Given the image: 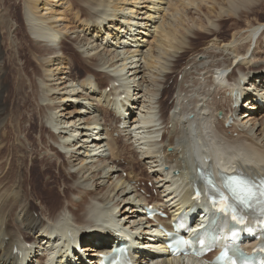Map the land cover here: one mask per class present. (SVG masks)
I'll use <instances>...</instances> for the list:
<instances>
[{
	"label": "bare ground",
	"instance_id": "bare-ground-1",
	"mask_svg": "<svg viewBox=\"0 0 264 264\" xmlns=\"http://www.w3.org/2000/svg\"><path fill=\"white\" fill-rule=\"evenodd\" d=\"M163 1L165 2V0H135L131 3H123L122 1V3L118 1L115 3V0H68L70 6L66 7L63 6L65 0H0V264H21L16 248L22 249V246L26 245L25 240L32 241L34 239L32 244L36 247L37 253L48 248L47 245L43 247L39 243L41 240H37L40 234L44 233L47 236L52 234L47 226L48 221L43 217L48 213L51 216V218L49 217L50 220L55 221L62 218L65 223H70L71 226L78 222L85 227L88 224L91 228H96L100 225L99 218L101 216L95 212L102 206H106L109 209L112 226L122 235L128 232L129 227L133 229L136 227L135 230L138 232L144 230V234L153 231L154 236L151 237L158 239L157 235L162 234V231L153 230L155 222L146 220L145 216L142 215L140 220L143 221V224L146 222L144 225H141L142 221L140 220H135L136 223L134 222V224L131 221L135 217L133 213L139 212L138 201H151L146 198L135 199L136 191L142 187L148 190L147 187L138 184V182L146 179L153 180L152 176L156 177V183H159L160 187H164L161 192L168 193L164 196L174 194L172 199L177 197L171 204L174 210L180 209L181 203L190 196L187 194L188 188L184 189L185 195L178 194L179 189L191 179L189 172L191 171L193 175L198 173L196 168L195 170L192 168L187 169V171L184 170L187 168V163L189 164V159L186 158L185 154L187 143L175 141L174 137L171 136L173 134L167 141L168 134L171 132V128H169L171 122L175 125V129L173 128L171 133H175L179 137L181 135L183 138L187 137L186 127L191 120L188 119V123H183L181 113L191 109L190 107L195 108V116L202 117L209 123L208 127L213 135L232 147L233 152L227 153L229 159L225 164L228 162L230 164L224 166L226 170L232 171L234 168H238L239 171L254 177L264 175V141H261V134L256 133L257 129L255 131L247 124L251 120L254 121L253 124L258 121L260 126L264 125V114L260 116L261 111L264 110V103L259 101L257 111H252L250 114L246 113L243 119H246L247 122L242 119L241 124L239 122L240 117H238V122L233 123L231 128L225 127L227 113L236 115L238 112V110H233L234 103L237 102L236 97L233 93L228 94L227 90L238 87L242 96L248 95L247 101L249 99L252 101L249 103L251 107L257 106L253 102L257 95L264 98V75L261 79H254V74H257L259 70L248 74L249 70L261 67L255 66L254 63L257 65L259 60L264 58V24L261 25L262 22L264 23V0H210L213 2L210 6L208 3L206 4V0H176L184 8H194L200 12L205 9L208 18H206L207 20L204 19L205 22L198 18L199 26L206 27L204 30L209 25L213 26L206 31L195 32V44L200 45L206 40L209 42L212 38H219V42L223 44L226 43L230 34L232 37L231 40L229 39L231 44L229 47L225 44L222 48L220 46L215 48V46L205 51L194 44L192 45V47L195 46L194 52L191 50L192 55L204 53L213 59L203 66H200V63L194 58H189L185 63V66H191L193 70L192 73L189 72L185 75L187 78L193 75L195 78L202 77V80L208 82L206 84L208 88L204 87L202 92H199V95L191 102L192 104L190 103V107L183 105L182 92L186 91L187 88L181 85L179 91L177 90L181 95L176 96L177 104L174 103L173 106L179 108L181 112L173 115L172 118L171 116L166 118V111L169 107L167 100L178 86L174 83V85H168L169 80L176 76L175 73H181V71L173 68L171 72L164 74L163 81H165H161L162 90L159 88L154 90V88H150V85L147 86L148 90H144V95L149 98L145 103L147 104L145 106L147 112L140 118L133 117L135 112L132 109L139 102L136 100L135 91L143 90L142 83L136 81L138 69L146 66L151 69L155 68L158 72L163 71L166 62L159 60V58L168 56L169 51H165V44L182 47L187 43V33L191 31V28L193 29V27L190 28L189 24L186 26L188 19L185 15L179 17L180 8L177 3L167 0L168 8L177 13L174 12L168 22L164 20V23L161 22L162 28L165 30V40L163 38L159 40L155 37L150 27L156 15L153 16L154 14L151 12L155 11L158 15L162 7L157 5ZM138 3L144 6L140 8L137 6ZM84 4H88V6ZM145 7L148 10L144 13L147 14V17L141 18L139 12ZM22 8L24 12H22ZM73 8L78 11V14L72 21V18H68L67 12ZM133 8H139L136 14L132 13ZM255 14L257 17L251 21L250 18ZM99 17L101 18L100 21L97 19ZM213 18L218 19L219 29L215 28L219 24H215ZM140 19H147V21L142 22ZM60 20L68 22L64 26L65 30L62 27L61 29L54 28L58 24L57 21ZM245 21L249 25L241 31ZM73 22H80L83 27V33L80 32L75 38L67 36V27L72 26ZM252 22L259 23V27H256ZM14 24H16L15 28ZM26 24L29 26L30 34ZM141 39H144L145 42L143 41V44L140 43L141 45L136 47ZM254 41L257 42L253 46ZM44 42L46 44H41ZM58 43L61 44V54L56 52ZM114 43L127 46L128 50L125 49L127 53L122 54L116 47L112 48ZM142 45L148 47L145 52H141ZM162 49L163 51H161ZM229 49L231 53L227 54ZM120 51L123 52V50ZM107 52L111 53L112 57L107 55ZM221 56H225L224 62L220 61ZM180 60H176L175 66L180 64ZM237 61L238 63H236ZM96 64H108L118 68V71L109 75L89 69ZM231 64H234L239 71L229 68ZM69 65L71 66L69 67ZM68 68H72L71 71L78 82L72 83L71 87L68 85L59 88L67 82L65 79L68 76H72L71 72L64 76V73L69 71ZM227 68L234 70L231 73L232 81L225 78L229 70L223 69ZM134 69H136L134 73L128 75L129 71ZM127 70L129 71L124 73ZM85 71L92 72V76L83 77L80 80ZM262 71H264L263 66ZM4 72H8L7 78H4ZM132 75L134 77L130 78ZM42 78L57 84L58 87L47 88V85L44 86L42 81L39 82ZM110 80L113 81V84L110 83L112 86L109 85ZM115 81L119 83V86L116 85ZM257 81L261 87L254 88ZM225 84L228 85L224 86ZM252 92L257 94H252ZM159 94L161 98L158 100ZM46 95H50L52 101L42 104L40 100H44ZM54 95L59 96L58 101L54 99ZM64 102L78 110L71 111ZM156 103L159 104V112L162 115L159 123L164 125L161 128L164 132L163 139L166 138L167 141V143L164 142L163 146L161 145V148L155 142L156 136L161 130L157 132L152 128L149 129L157 125ZM201 103L205 106H202ZM145 104L143 103L142 106L144 107ZM84 109H86L85 111L90 110L93 115L96 112L100 114L98 117L97 115L93 116L90 120H84L83 113L80 114L81 111L85 112ZM198 109H200V113L197 112ZM101 110L104 112L101 113ZM122 110L125 112V117L121 122ZM218 111L224 113L223 117L214 115ZM205 112H208L209 115L203 114ZM100 115L103 117L101 118ZM59 117L62 120L59 119L57 122ZM116 118H119L118 122L124 123L128 130L133 125V130L138 134L135 136L138 140L141 141L142 138L146 140L147 138L149 147L143 149L145 152L142 151L145 153V160L144 158L143 160L149 161L148 164L153 171L152 176L146 177L145 174L143 175L136 170L134 166L140 163L136 151L130 150L124 140H120V136L118 138L113 137L114 132L121 129L120 125L116 124L118 127H115V125L109 124L108 126L107 122ZM44 121L49 126H46ZM129 123L130 126L127 125ZM138 124L142 125L139 126ZM52 126L56 131L50 129ZM137 128L149 134L145 135L146 137H140ZM46 134H49L57 144L60 143L59 145L66 151H61L59 146L57 148L52 143L48 144ZM22 135L24 136L23 140L21 139ZM60 138H63L60 140L61 142L59 141ZM170 144L174 146L172 152L167 150ZM105 145L109 147L110 154L101 157L98 153ZM180 146L183 148L179 149ZM46 150L54 152L55 156L62 160L61 165L57 163L56 159H51L49 155H46ZM180 153L184 154L181 158ZM96 158L109 168L106 175L116 178V187L122 186L123 195L133 192L127 187V181L134 182V185L131 186L135 190L133 200L130 197L119 199V195H117V197H112L111 200H114V203L111 204L108 202L109 200L98 199L97 194L101 191L99 181L104 177L105 167L98 171L93 168V165H86L78 171H68L69 166L76 169L79 164ZM174 158L175 161H173ZM121 160H125L129 165L122 164ZM164 163H169L171 170L166 171L163 167ZM176 166L181 168V172L173 177L172 168ZM95 167H99V165ZM120 171L127 172L125 179L119 174ZM215 171L217 172V168ZM90 176L89 181L94 180L91 187L82 186L79 189L73 185L78 178H90ZM78 191L81 193L80 202L73 204L68 200V203L63 206L62 195L68 197ZM109 197L111 196L109 195ZM160 200H164L163 197ZM98 201L103 204L101 205ZM105 203L109 205H104ZM72 204L76 207L73 214L67 208L68 206L71 207ZM117 209L121 210V218H118ZM129 210L133 215H129ZM36 212H38L37 216L35 215ZM129 223H132L133 226H130ZM136 224H140L139 227L135 226ZM35 235L37 236L36 239ZM43 238L47 237L41 239ZM48 239L49 237L43 241H49ZM107 239L103 238L102 242L105 243ZM92 243V240L85 241V244L82 245L83 250H90ZM96 246L103 247L102 244ZM159 247L162 251L156 250L155 253L160 254V252L168 251L162 246ZM188 259H191L192 263L203 264L202 260L194 257H188ZM151 264H185V262H182L181 258H165Z\"/></svg>",
	"mask_w": 264,
	"mask_h": 264
},
{
	"label": "rangeland",
	"instance_id": "rangeland-1",
	"mask_svg": "<svg viewBox=\"0 0 264 264\" xmlns=\"http://www.w3.org/2000/svg\"><path fill=\"white\" fill-rule=\"evenodd\" d=\"M70 1V0H69ZM119 2V3H131V2H134L135 0H115V3L116 2ZM122 1V2H121ZM137 1H141V0H137ZM166 1L167 0H165V2L163 1L162 3L160 2V4L159 5H157V6H159V7H162L161 9H160V11H159V14L157 15L156 13H155V11H152L151 13L152 14H154L153 16H155V20H153V24H152V26L150 27V30H151V32H153V34L155 35V37H157L159 40L160 39H164L165 40V37H166V35H165V30L162 28V23L161 22H163V20L165 21V22H168L169 20H170V18H171V16L174 14V12H176V11H174L173 12V10L171 9V8H168L169 7V5H168V3L166 4ZM171 1H173L174 3H177L178 1H176V0H171ZM61 3V2H60ZM209 4V6L213 3L212 1H210V0H206V4ZM63 4H65V5H63V6H70V2H68V0H65V2L63 3ZM58 5V4H57ZM84 5H87L88 6V4H84ZM131 5V4H130ZM145 5H146V3H145ZM163 5H164V7H163ZM177 5H178V7L180 8V10H179V17H182V15H185V17L188 19V22L186 23V26L189 24V26H190V28L191 27H193V29L191 28L190 30V32H188L187 33V43H185L184 45H182V47H177V46H174V45H172V46H169V45H167V43L165 44V51H169L168 52V56H166V57H161V58H159V60H162L163 62H166V66H165V68H163V71H161V72H158V71H156L155 70V68H153V69H151V68H147L146 66H144V67H141V68H139L138 69V72H137V76H136V81L138 82V81H140V83H142L141 85H142V87H143V90H136L135 91V93H136V97H137V99L136 100H138L139 102L136 104V107L134 108V109H132L135 113L133 114V117H138V118H140L141 117V115H144V114H146V112H147V108L145 107L147 104H145V103H147V100H149V98H147V96H145L144 95V90L145 91H147L148 89H147V86H149L150 85V88H154V90L155 89H160V90H162L163 89V85H162V82H164L163 81V79H164V74H168L169 72H171V70H173V68H175V70H178L179 72L181 71V73L179 74V73H175V75L176 76H173L174 78H171L170 80H169V84L168 85H170V84H176V86H177V88H176V90L175 91H173L171 94H170V96H169V99L167 100L168 101V105H169V107L167 108V111H166V118H170V116H171V118L173 117V115L175 116L176 114H178L177 113V111H180V109L179 108H176L175 110H172L171 112H169V110L174 106V103H175V105L177 104V99H176V96L178 97L179 95H181V93H179L178 91V89H179V87L182 85V86H184V87H186L187 88V92L186 91H184V92H182V95H183V105H186V106H191V102L193 101V99H195L198 95H199V92L201 93L202 92V90H203V88L204 87H206V88H208L207 87V85L206 84H208V82L207 81H205V80H202V77H197V78H195V77H193V75H190L189 76V78H187V76H185L187 73H192V69H191V66H185V63L189 60V58H194V59H196L197 61H198V63H200V66H203V65H206L207 63H209L210 62V60H212L213 58L212 57H209V55L208 54H204V53H194L193 55L191 54L192 52H191V50L194 52V49H195V46H193L192 47V45L194 44V45H196V46H198V48H202V49H204V51L207 49V50H210L211 49V47H215V48H217V46H220V48H222V47H224L225 46V44H226V46H230V44H231V42L229 41V39L231 40L232 39V37H231V34H230V36L228 37V40H226V43H220L219 42V38L218 39H215V38H212V39H210L209 40V42L206 40L205 42H201L200 43V45H197V43L195 44V42H196V34H195V32L197 33V32H199V31H206L207 29H211V28H213V26H211V25H209V26H211V27H209L208 26V28L206 29V30H204V28H206V27H203V26H199V23H198V21H197V19L198 18H201V19H203V21L205 22L207 19L206 18H208V16L205 14V9H203V10H201V12L199 11V10H197L196 11V9L194 10V8H184V6L183 5H181L180 3H177ZM137 6H140V8H141V6H144L143 4L142 5H140L139 3H138V5ZM157 8V7H156ZM165 8V9H164ZM137 9H139V8H133V11H132V13L133 14H136V12H137ZM113 10V9H112ZM146 10H147V8L145 7V8H143V9H141V12H139V14H140V17L142 18H145V17H147V14H144L145 12H146ZM140 11V10H139ZM148 11V10H147ZM22 12H24V10H23V8H22ZM66 13V12H65ZM177 13V12H176ZM76 14H78V11L75 9V8H73V9H71V11H69V12H67V16H68V18H72V21L75 19V17H76ZM202 16H204V17H202ZM257 17V14H255V16H253V17H251L250 19H251V21H252V19L254 20L255 18ZM98 19V21H100L101 20V18L99 17V18H97ZM195 19V20H194ZM204 19H206V20H204ZM64 20H66V19H64ZM64 20H60V21H57V26L56 27H54V28H58V29H61V27H62V29H64L65 30V28H64V26L66 25V24H68V22L67 21H65L64 22ZM213 20V22L215 23V24H219V26L217 27H215V28H217V29H219L220 28V23H219V21H218V19L217 18H213L212 19ZM140 21H142V22H146L147 21V19H140ZM155 21V22H154ZM110 22V21H109ZM61 23H63V24H61ZM164 23V22H163ZM193 23V24H192ZM208 23V22H207ZM111 24H112V22H111ZM196 24V25H195ZM198 24V25H197ZM252 24H254L256 27H259V23H257V22H252ZM262 24H264L263 22L261 23V25ZM248 23L245 21V23H243V26H242V28L240 29L241 31L242 30H245L247 27H248ZM26 26L28 27L27 29H28V31H29V34H30V29H29V26H28V24H26ZM50 26V25H49ZM16 27V24H14V28ZM63 30V31H64ZM67 31H68V33H67V36L68 37H72V38H75L76 36H78L79 35V33L80 32H82L83 33V27L81 26V23L80 22H73V24H72V26H68L67 27ZM50 32H52V30H50ZM232 33V32H231ZM31 36V35H30ZM165 36V37H164ZM217 38V37H216ZM128 39V38H127ZM127 39H126V41H127ZM122 40V39H121ZM163 40V41H164ZM192 41V42H191ZM212 41V42H211ZM215 41V42H214ZM128 42H129V40H128ZM145 42V41H144ZM41 44H46L45 42L44 43H41ZM141 44H143V42H141ZM140 44V45H141ZM214 44V45H213ZM212 45V46H211ZM57 47V49H56V52H59V54H61L62 53V49H61V44L60 43H58L57 45H56ZM123 46H125L124 44H123ZM122 45H120V44H118L117 43V45L114 43L111 47L112 48H114V47H116L117 48V50L119 51V52H121L122 54L123 53H127V46H125V47H123ZM253 46H254V43H253ZM110 49V48H109ZM125 49H127L126 50V52H125ZM141 49V52L143 51V52H145L147 49H148V47H147V45H142V48H140ZM230 49H231V47H230ZM230 49L229 50H227V54H229V53H231V51H230ZM120 50H123V52L122 51H120ZM161 51H163V49L161 50ZM219 51H221V50H219ZM187 52V54H185ZM225 53V52H224ZM225 53V54H226ZM111 53H109V52H107V55H110ZM110 57H112V55H110ZM140 57V56H139ZM180 57V58H179ZM223 57V58H222ZM225 56H221V58H219L220 59V61L222 60L223 62L225 61ZM179 60V59H181L180 60V64L179 65H177V66H175V62H176V60ZM218 59V60H219ZM221 61V62H222ZM254 65L255 66H261V67H256V68H253L252 70H249L248 71V74L250 75V73H251V71H255V70H259L260 72L262 71V66L264 67V58H262V59H260L259 60V62L257 63V65L254 63ZM71 65H69V67H70ZM91 67H93V68H91ZM89 69L90 70H93V71H99V72H104V73H106V74H109V75H113V74H115V72L116 71H118V68H114L113 66H110V65H108V64H96V65H93V66H91ZM69 69V73L68 72H65L64 73V76H67L68 74H70V72H71V77L70 76H68L66 79H65V81L67 80V82L66 83H63L62 85H61V87L59 86V88H64V87H66V86H70L71 87V85H72V83H75V82H78L77 80H76V78H75V76H74V74H73V72L71 71V69L72 68H68ZM74 69V68H73ZM187 69V70H186ZM136 69H134V70H131V71H129V70H127V71H125L124 73H126V72H128L129 71V73H128V75H130L131 73L133 74L134 73V71H135ZM227 71L229 70L228 68L226 69ZM239 69H237V71H238ZM66 71V70H65ZM114 71V72H113ZM120 73V72H119ZM123 73V72H122ZM158 73V74H157ZM254 73V72H253ZM124 75V74H123ZM257 74H254V78H255V76H256ZM7 76H8V72H4V78H7ZM63 76V77H64ZM87 76H92V72H87V71H85V72H83V76L81 77V79L80 80H82V78L84 77H87ZM62 77V76H61ZM134 77V75H132L130 78H133ZM65 78V77H64ZM185 78V79H184ZM194 79H195V81H194ZM235 79V78H234ZM242 79V78H241ZM241 79H240V81H241ZM69 80H71V81H69ZM146 80H147V82H146ZM243 80V79H242ZM42 81V84L44 85V86H46L47 88H52V87H58L57 86V84H55V83H53V82H51V81H49V80H47V79H45L44 80V78H42L39 82H41ZM112 80H110V82H109V85L110 86H112V84H113V81L111 82ZM162 81V82H161ZM199 81V82H198ZM244 81V80H243ZM44 82V83H43ZM47 83V84H46ZM110 83H112V84H110ZM184 83V84H183ZM53 84V85H52ZM173 84V85H174ZM197 84V85H196ZM203 84V85H202ZM222 84H224V83H222ZM221 84V85H222ZM226 85H228V84H225L224 86H226ZM63 86V87H62ZM178 90V91H177ZM138 91H140L139 93H137ZM176 92H178V93H176ZM134 93V92H133ZM138 95V96H137ZM185 95V96H184ZM54 97V99L56 100V101H58L59 100V96H56V95H54L53 96ZM165 97V96H164ZM47 98V99H46ZM157 98H158V100L161 98V95L159 94L158 96H157ZM53 99V100H54ZM175 99H176V101H175ZM179 100V99H178ZM182 100V99H181ZM50 101H52V99H51V96L50 95H46L45 97H44V100L43 99H41L40 100V102L42 103V104H45V103H47V102H50ZM144 101H146V102H144ZM64 103H66V102H64ZM142 103V104H141ZM143 103L145 104L144 105V107L142 106L143 105ZM191 103V104H190ZM67 104V107H69V109L71 110V111H75V110H78L77 108H75L74 106H72V107H70L69 106V104L68 103H66ZM155 106L157 107V109H155V111H157V113H158V115L160 116V112L158 111V109L160 110V107H159V104L158 103H156L155 104ZM191 108V107H190ZM86 109H84V111H85ZM102 110H104V109H102ZM101 110V113L102 112H104V111H102ZM90 112V113H89ZM247 112H249V110H243V112H242V115L241 116H243V118H244V116H246V113ZM83 113V115H82V117H83V119L84 120H90V119H92L93 118V116H95V115H97V117H98V114H100L99 112L97 113H95L94 115H93V113H91V111L90 110H87V111H85V112H83V111H81V113L80 114H82ZM218 113H219V111L218 112H216L214 115L215 116H217L218 117ZM60 114H62V113H60ZM60 114H58V116H60ZM78 114V113H77ZM154 114H155V112H154ZM221 114H223L222 113V111H221ZM248 114H250V113H248ZM247 114V115H248ZM264 114V110H263V112L261 111V115L260 116H262ZM156 115V114H155ZM85 117V118H84ZM100 117L102 118L103 117V115H100ZM161 117H162V115H161ZM59 119H61L60 117L58 118V120H57V122H59ZM45 120V119H44ZM62 120V119H61ZM118 120H119V118H116L115 120L114 119H112V121H110L111 123H107V125L109 126V124L110 125H112V126H114L115 125V127H118L116 124H118L119 122H118ZM246 119H244L243 121L244 122H247V120L245 121ZM104 121V120H103ZM45 123H46V121H44ZM118 122V123H117ZM254 123V121H248L247 122V124H248V126H250L251 128H254V130L256 131V129H257V131H256V133L258 134V135H260L261 134V136H262V138H261V141H264V125H262V126H260V122H256L255 124H253ZM121 125V124H120ZM125 125V124H124ZM128 126H130V123L129 124H127ZM46 126H49L47 123H46ZM170 127L169 128H171V132H173L172 130H174L175 128H174V124L171 122V124L169 125ZM133 125L131 126V127H129V130H128V127H125V126H121V129H123V130H119V131H116V132H114V134H113V137L114 138H118L119 136L121 137V141H123L124 140V142H125V144H126V146L127 147H129L130 148V150H135L136 151V153H137V155H138V159L140 160V163L138 164V165H135L134 167H135V169L136 170H138L139 172H141L144 176H148V175H150V176H152L153 175V171L151 170V168H150V165L148 164V162L149 161H144L145 160V157H144V154L145 153H143L142 151H144L145 152V150H143V148H148L149 147V144L147 145L146 143L145 144H142L144 141L145 142H147V138H146V140H145V138L143 139H141V141L140 140H138V138H136L135 136H137L138 134H136L135 133V130H133ZM179 127H180V125H179ZM174 128V129H173ZM51 129V128H50ZM131 129V130H130ZM138 129V128H137ZM52 130V129H51ZM139 130V129H138ZM143 130H147V129H143ZM132 132V134H130ZM170 132V134H168L169 135V137L167 138V141H169L170 140V138H171V136L172 137H174V140L176 141V138L177 137H179L178 135H175V133H171ZM1 134V133H0ZM144 134V135H143ZM149 133H147V132H142V130H139V136L141 137V136H144V137H146L147 135H148ZM171 134H173V135H171ZM227 134V133H226ZM146 135V136H145ZM171 135V136H170ZM228 135V134H227ZM234 135H236V133H234ZM150 136V135H149ZM46 137H47V141H48V144H54L57 148H58V146H59V144H57L56 142H55V140L49 135V134H46ZM21 139L23 140L24 139V136L22 135L21 136ZM61 139H63V138H60L59 139V141L61 140ZM167 141H166V138L165 139H163V144H164V142H166L167 143ZM61 142V141H60ZM163 144H162V146H163ZM147 145V146H146ZM131 146V147H130ZM62 147V146H61ZM173 149H174V146L173 145H168V151L169 152H172L173 151ZM83 151V150H82ZM45 154L46 155H49L50 156V158L51 159H56L57 160V163H59L60 165H61V162H62V160L60 159V158H58L57 156H55V154H54V152H52V151H50V150H46L45 151ZM105 154H107L108 156H109V154H110V151H106L105 152ZM182 156H184V154L182 155V153H180V158L182 157ZM143 158H144V160H143ZM180 160V159H179ZM183 160H185V159H183ZM173 161H175V158L173 159ZM121 162H122V164H125L126 166L127 165H129L125 160H121ZM186 164V163H185ZM68 165H69V163H68ZM91 166V165H93L94 167V169H97L98 171H100V170H102L105 166H106V164L105 163H103L102 161H100V160H98V158H96V159H89V161L88 162H85L84 164L82 163V164H79L77 167H76V169H74L73 167H71V166H69V169H68V171H74V170H76V171H78L80 168H82L83 166ZM98 166L99 165V167H95V166ZM176 167H178V166H176ZM180 168V167H179ZM181 169V168H180ZM183 169V168H182ZM108 170H109V168L108 167H105V169H104V171H105V173H104V177H102L101 179H100V186H101V191L97 194V197H98V199L99 200H109L108 202L109 203H111V204H113L114 203V200H111L112 199V197H114V196H116L117 197V195H119V199H123L124 197L125 198H127V197H130L131 198V200H133L132 199V197L135 195V190L134 189H132V187L131 186H129V185H127V187H129L130 189H131V191H133L132 193H129V194H127V195H123V193H122V191H123V189H121L122 188V186L120 185V186H118V187H116V184H117V181H116V178L114 179V178H112V177H108V175H106V173L108 172ZM119 174H121L122 176H123V178L125 179L126 177H127V172L126 171H120L119 172ZM153 178V180H145L146 182H145V185L148 187V188H150V191H149V193H147L146 195H145V197L146 198H148V199H150V200H154V199H157L158 197H159V195L157 194L158 192H159V188L158 187H156V188H153V186H151V184L153 183V181H156L157 179H156V177H154V176H152ZM86 179V180H85ZM89 179H91V176H90V178H85V177H83V178H78L77 179V181H75V183L73 184L75 187H79V189H81L82 188V186H87V187H91L92 186V184H93V182H94V180H92L91 182L89 181ZM155 179V180H154ZM95 184V183H94ZM80 191H78V192H75L74 194H71V195H69L68 197H66V196H64V195H62V203H63V206H64V204H66V203H68V200H70V202L71 203H77L81 198V196H80V194L81 193H79ZM118 193V194H117ZM134 193V194H133ZM109 195L111 196V197H109ZM132 195V196H131ZM79 198H78V197ZM109 198V199H108ZM134 198V197H133ZM92 199V198H91ZM93 200H95V199H93ZM80 202V201H79ZM127 203V202H126ZM73 204L71 205V207L70 206H68V205H66V206H68L67 208H68V211H70L72 214L74 213V210L76 209V207H74L73 206ZM104 205H109L108 203H105ZM126 208V207H125ZM129 209V208H128ZM121 210L120 209H117V211H116V213L118 214V218H121V216H122V213L120 212ZM131 210H129V215H133L134 214V216L135 217H133V219H131V221L133 222V224H134V222L136 223V221L137 220H140V218H141V214L137 211V213L135 214V213H131L130 212ZM69 214V213H68ZM139 214V215H138ZM36 216L38 215V212H36V214H35ZM71 216V215H70ZM43 217H44V219L46 220V221H50V219H49V217L51 218V216H49V213L47 214V215H43ZM72 217V216H71ZM136 220V221H135ZM140 221H142V220H140ZM139 221V222H140ZM138 223V222H137ZM146 223V222H145ZM144 223V224H145ZM127 224H128V222H127ZM132 223H129V225L130 226H133V224L131 225ZM143 224V221H142V223H141V225ZM143 224V225H144ZM128 225V226H129ZM139 225L140 224H136L135 226H137V227H139ZM87 227H91V226H88V224H87ZM146 227V226H145ZM36 236V235H35ZM37 238V236L35 237V239ZM33 239V238H32ZM33 241H34V239H33ZM44 241H42V242H39V243H41L42 244V246L44 247V245L46 246L47 245V247L49 248V245H50V243L49 242H47L46 243V241L43 243ZM47 248V249H48ZM189 262V263H188ZM193 261L190 259H186V264H197L196 262H194V263H192Z\"/></svg>",
	"mask_w": 264,
	"mask_h": 264
},
{
	"label": "snow or ice",
	"instance_id": "snow-or-ice-1",
	"mask_svg": "<svg viewBox=\"0 0 264 264\" xmlns=\"http://www.w3.org/2000/svg\"><path fill=\"white\" fill-rule=\"evenodd\" d=\"M232 180L236 185L234 192L237 193V198L241 199L243 202H247L248 196H250L252 193V189L257 187L256 184L242 176L232 177ZM244 192H247L248 196L243 195Z\"/></svg>",
	"mask_w": 264,
	"mask_h": 264
}]
</instances>
